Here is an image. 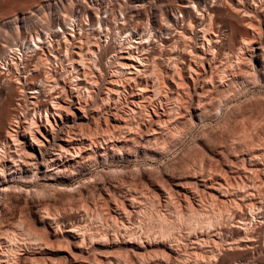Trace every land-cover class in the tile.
Wrapping results in <instances>:
<instances>
[{
    "label": "rangeland",
    "instance_id": "1",
    "mask_svg": "<svg viewBox=\"0 0 264 264\" xmlns=\"http://www.w3.org/2000/svg\"><path fill=\"white\" fill-rule=\"evenodd\" d=\"M29 1L35 6L32 7ZM37 1L25 0L22 4L31 5L34 9L38 5ZM19 3L12 2L10 10L15 11ZM257 6H249L248 9L254 11L257 8L264 14V3L257 2ZM9 13L7 14L11 15ZM39 24L45 27L46 21L40 20ZM144 27L148 25H141V28ZM216 27L220 33H228L224 24L219 23ZM189 37V34L185 37L186 40L188 38V43L191 41ZM176 38L170 43L175 46L169 44L172 50L170 46V50L166 49L170 55L165 53L164 61L162 56V59L159 56L151 59L154 62L150 60L148 72L149 64L131 72L118 71L121 75H117L115 70L103 80H99L101 76L95 73L96 79L90 80L88 90L89 95H96L99 97L97 99L88 97L84 87L80 90L82 87L78 88L73 83L76 85L74 87L70 72L65 69L69 73L67 75L60 70L63 60L55 67L59 69L53 72L55 75L61 73L56 76H61V88L59 85L52 88L53 92L58 90L55 95L57 93L59 99L53 105L46 101L45 104L40 103V108L36 107L37 101L28 87L17 86L21 87L14 101L17 113L11 117L7 130L0 128V264H109V261L111 264H126L133 260H143L147 264H165L168 260L165 246L173 247V255L176 257L194 259L191 254L192 246H195V241L202 239L203 242L199 243H203V252L193 251V255L197 251L195 258L198 256L199 260L205 259L206 254L210 255L208 246L212 249L218 244L222 245L219 249L225 248V243L231 239V233L236 229L247 226L248 230L254 228L255 232L260 233V227H257L261 217L259 209L264 208V64L259 62L256 51H239L237 48L229 53L225 51L228 54L226 56L223 52L221 58L214 56L219 63L212 59V53L206 57L208 60L202 62V50L197 48L200 41L196 43L192 38L193 41L188 44L185 39L183 42L179 40L180 37L176 42ZM180 41L183 45L192 44L193 48H184L178 44ZM189 49L192 50L193 59L196 54L200 57L194 59L195 63L205 67L207 73L204 80H200L199 76L190 79L188 76L173 74L175 66L179 64V68L181 62H173L171 58L184 50L189 53ZM241 52L243 54H239ZM197 59L200 63L196 62ZM151 63H155L158 71ZM158 63L160 67L162 64L161 68ZM62 72L65 73L64 76ZM126 72L136 73L130 76ZM137 73H142L141 76L145 74L146 78H141ZM165 73L169 75L165 77ZM150 74L154 76L150 77ZM158 75L164 79L175 76L176 83L171 78L165 81L160 76V79L155 78ZM127 76L132 79L128 81ZM206 77L209 81H214L212 86L206 81ZM177 78L183 81L179 82ZM183 82L185 85L182 86ZM141 87L145 88L143 94L140 92ZM206 87L215 92H209ZM108 88L112 92L116 91V94H111V100L110 97H104L107 92H111ZM193 88L196 90L195 95ZM201 88L212 94L201 91ZM146 89L150 91L147 92ZM154 89L159 94L151 91ZM45 90H49V87ZM81 92L91 100L86 97L85 100L82 99L84 97ZM58 93L62 94L61 97ZM198 94H203L204 97L198 98ZM41 108L48 112L44 113ZM67 132L73 138L68 137ZM57 135L63 137L64 142L57 140ZM35 140L37 143L39 141V145L42 142L44 147L37 146ZM60 145L66 150L63 151ZM40 147L42 151L51 152L53 161L47 169L39 170L31 156ZM251 204L260 213L253 211L249 207ZM197 212L204 215L201 218L203 221L210 219L209 227L206 226V221V224L202 221L194 227V224L190 226L188 219L194 213L196 216ZM69 213L80 216L61 222L60 218ZM163 225L169 227L168 233V227L164 229ZM36 236L38 241H35ZM44 244H47V249Z\"/></svg>",
    "mask_w": 264,
    "mask_h": 264
},
{
    "label": "bare ground",
    "instance_id": "2",
    "mask_svg": "<svg viewBox=\"0 0 264 264\" xmlns=\"http://www.w3.org/2000/svg\"><path fill=\"white\" fill-rule=\"evenodd\" d=\"M15 1L20 2L18 4L19 8L17 7L16 10L14 9L15 11H11L9 7L11 6V3L15 2ZM24 1L25 0H0V18L2 19V17L4 16L3 21L0 22V128H2L4 130H7L9 124L11 123V122L9 123V121H11V117H14L15 114L17 113L16 112L17 109L14 107V101L17 98L18 93H20L19 90L21 89V87H17V86L25 85L28 87V90L30 91L31 95H33L34 100L37 101V102L35 101L36 107H38L39 105L41 106L40 103L43 104V102H44V104H45L46 101L51 102L50 105H53L55 100L58 99L57 93L55 95V92H58V90L53 92L52 88L55 86L58 87L61 76L56 77L57 74H59V73H57L55 75V73L53 74V72L57 71L58 67L57 68H55V67L62 60H63L62 61L63 63H60V70L64 71V72H66V71L70 72L71 81H72L71 83L72 84L76 83V85H77L76 86L73 84L74 87L75 86L76 87L79 86L80 88L82 87L80 90H82L84 87V89H85L84 91L87 93L88 97H90L91 99L99 98L96 95H92L91 93L89 95V90H88L89 89V87H88L89 83H91L90 80L92 78L94 79L95 73H97L99 75V77L101 76L100 77L101 79H99V80H103L102 78L109 76V73H112L115 70L117 71L116 74L118 75L121 73V72L119 73L118 71L122 70V72H124V71L131 72L133 70L135 71V69H137V70L140 69L139 67H145V66H147V64H149V68L147 67L148 68L147 72H148V70L150 69V63L149 62L151 59H154V58L157 59L159 57L161 58V56L163 58L166 55L165 53L169 52V51L166 52V49L170 50V48H171L170 45L175 46L174 43H173L174 45L170 44V43L172 42L173 38L177 37L176 35H179V37L181 39L179 37H177V38H179V40L182 41L184 39L186 40L185 37H187V34H189L190 35L189 38L191 39V41L188 43V38H187L186 42L188 44H190L193 41L192 38L196 41V43H197V41H200L199 47L196 44L197 48H200L202 50V52H201L202 56H201L200 61L207 59L206 57L208 55L211 56V53H212L213 57L216 56L218 58V56H219L221 58L220 55L223 52L225 53V51H226L229 53L232 50L234 51L237 48V49H239V51L240 50L242 51L243 49H245L246 51H249V50L256 51L258 53V58H260V60H261V61L259 60V62H263V64H264V42H262L264 40L263 39L264 38V36H263L264 22L262 21L263 20L262 17L264 16V14H263L262 10L261 11L257 10V8L254 11H250V9H248L249 6H254V7L257 6V2H260V4H263L264 0H38L37 1L38 5L34 9L32 7H34L35 4L33 6L32 5L33 3L31 4V2L29 1V3L32 5V7H31V5L22 4ZM32 2H33V0H32ZM257 7H259V6H257ZM9 12L11 13V15L7 14ZM41 14H43V16H41ZM40 20L46 21V24H44L45 27H42L43 25L39 24ZM133 23H135V25H133ZM144 23H146V25H148V27L141 28V25L143 27ZM219 23H222L225 25V27L228 29V33L222 34V33H220V31H218L216 29L217 28L216 26ZM60 36L63 39V42H61L62 39L60 38ZM58 37H59V39H58ZM177 38L175 40L176 42H178ZM181 41L178 44L183 45L184 43L181 44ZM195 41L193 43H195ZM187 43H185V45H183L184 48L185 47L189 48V46L192 45L191 44L188 46ZM196 45L194 48H196ZM169 46H170V48H168ZM193 46H194V44H193ZM177 47L178 46H176V49H177ZM173 48L175 49V47H173ZM184 48H182V49H184ZM179 49H181V48H179ZM59 50H61V51H59ZM171 50H172V48H171ZM186 50H184V51L182 50L183 52L181 54L179 52L177 53V51H176L177 54L174 56H173V53H171L172 51L170 52L171 56H173L171 58L172 61L173 60H180V62H181V66L179 68H178L179 64L176 65V63H175L176 70H174L175 73L173 72V74L177 73V75L180 77L181 76H188V78H190V79H192L193 76H197V77L199 76L200 80H204L205 74L207 73V72L205 73L204 65L200 64L201 66H198L194 61V59L196 57L200 58V57H198L199 55L196 54V53H198V50L195 53L197 56L195 55L194 59H193L194 55L191 53L192 50L189 49L190 54L187 53L188 51L186 52ZM194 50H196V49H194ZM253 53H255V52H253ZM167 54H169V53H167ZM174 54H175V52H174ZM236 54H238V52ZM239 54H243V53L241 52ZM226 55H228V54L225 53V56ZM178 56H180V57H178ZM169 58H166V59H169ZM171 59H170V61H171ZM212 59L218 61V59H215V57ZM163 61H164V58H163ZM197 61H198V59L196 60V62ZM200 61H198V62L200 63ZM152 62H154V60ZM173 62H175V61H173ZM209 62H210V60H209ZM209 62H207V63H209ZM64 63L66 64V67H65ZM217 63H219V61ZM151 64H154L153 66H155V68H156L155 63H151ZM164 64H166V63H164ZM202 64H204V63H202ZM157 65L160 67L159 63ZM211 65H208V66H211ZM214 65L216 66L215 63H214ZM214 65H213V67H215ZM172 66L174 67V65H172ZM262 66H264V65H262ZM114 67H115V69H114ZM161 67H162V64H161ZM163 67H164V65H163ZM65 69H66V71H65ZM156 69H154V70H156ZM170 70H171V66H170ZM172 70H173V68H172ZM157 71H158V69H157ZM163 71L164 70H162V72ZM165 71L168 72L166 69H165ZM224 71H226V69ZM67 72H66V74H67ZM210 72H211V70H210ZM134 73H136V72H134ZM134 73L132 72L131 74L134 75ZM138 73H137V75H140ZM142 73H141V75H142ZM151 73H153V72H151ZM158 73H156V74H158ZM64 74L65 73H63V76H64ZM126 74H128V73L126 72ZM131 74H128V75L131 76ZM145 74H146V72H145ZM145 74H144V76H145ZM167 74L169 75V73H165V77L167 76ZM59 75H61V73ZM23 76H24V78H23ZM113 76H114V74L111 77H113ZM144 76H141V78ZM152 76H154V75H151L150 77H152ZM159 76L160 75H158L155 78H158ZM172 76H174V75H172ZM210 76H213V75H210ZM111 77H110V79H111ZM160 77H161V80L164 79V78H162L163 76H160ZM160 77H159V79H160ZM174 77L171 78V76H170V77H167V79L171 78V81L173 79V81L176 83ZM221 77H222V75H221ZM144 78H146V77H144ZM210 78H213V77H210ZM22 79H24L23 82H22ZM121 79H122V77H121ZM128 79H132V77L131 78L128 77L127 80ZM165 79H164V81H165ZM180 79H182V78H180ZM183 79H184V77H183ZM183 79H182V81H183ZM206 79L205 80L208 82L209 79L207 77H206ZM194 80H195V78H194ZM168 81H170V80H168ZM178 81L180 82L181 80L178 79ZM178 81H177V84H178ZM212 81L213 80L209 81L210 85L212 84ZM105 82H106V80H105ZM110 82H112V80ZM113 82H114V80H113ZM116 82H117V80H116ZM116 82H115V84H116ZM145 82H146V80H145ZM156 82H157V79L154 80V83H156ZM207 82H205V83H207ZM120 83H121V81H120ZM133 83H135V81ZM139 83L141 84L142 82H139ZM197 83H200V81ZM213 83H214V81H213ZM94 84L96 86V82ZM102 84L105 85L104 82ZM106 84H107V82H106ZM126 84H125V86H126ZM162 84L164 85L163 82H162ZM170 84H172V83L170 82ZM177 84H176V86H177ZM181 84L183 86L184 82ZM111 85H109V86H111ZM116 85H119V84H116ZM190 85H192V84H190ZM112 86H113V88H115L114 84ZM197 86H199V84ZM44 87H46L47 89L49 87V90H45L46 88H44ZM59 87H60V85H59ZM177 87H175V88L177 89ZM204 87H202V88H204ZM141 88L142 89H140V88L139 89H140V92L143 94L145 92L144 91L145 88L144 87H141ZM183 88H185V87H183ZM212 88L214 89V86ZM62 89H64V88H62ZM179 89H178V91H179ZM197 89H198V87H197ZM101 90H103V89H101ZM107 90L111 91V92H107L108 94L105 93V94H107V96H104V97H110V100H111V94L114 92L116 94V91L113 90V92H112V90H109V88ZM136 90H138V89L136 88ZM146 91H147V89H146ZM148 91H150V89ZM151 91H156V93H158L157 92L158 90H156V89L151 90ZM193 91H195V93H193L195 95L196 90H194V88H193ZM201 91H203V89ZM208 91H209V89H208ZM211 91H209V92H211ZM118 92H117V95L119 94ZM120 92H122V91H120ZM137 92L138 91H136V94H137ZM172 92H173V90H172ZM205 92H207V90ZM212 92H215V91L213 90ZM95 93L96 92H94V94ZM174 93H175V91H174ZM188 93H190V92H188ZM81 94H82V92H81ZM115 94H114V97H115ZM121 94H123V93H121ZM158 94H156V95H158ZM208 94H212V93H208ZM59 95H58V97H59ZM61 95H60V97H61ZM145 95H147V93ZM194 95H192V96H194ZM204 95H206V94L204 93ZM82 96H83V94H82ZM207 96H209V95H207ZM217 96H218V94H217ZM78 97H79V94H78ZM85 97H86V95H85ZM85 97L82 99L85 100ZM88 97H86V99ZM200 97H204L203 94H201V96L200 95L198 96V98H200ZM66 98H67V96H66ZM90 98H88V99H90ZM143 98H141V99H143ZM79 99H81V96ZM113 99H115V98H112V100ZM189 99L191 101V98H189ZM99 100H101V99H99ZM106 100H107V98H106ZM144 100H145V98H144ZM193 100H194V98H193ZM190 101L188 100V102H190ZM70 102H72V101H70ZM113 102H115V100ZM32 103H34V102H32ZM192 104H193V102H192ZM54 105H56V104H54ZM38 108H40V107H38ZM53 108H55V106ZM62 108H63V106H62ZM195 108L196 107L193 108L194 111H195ZM56 109L58 110V108H56ZM197 109L199 110L198 107H197ZM41 111H43L42 108H41ZM43 112L47 113L48 111H43ZM66 112L69 113V111H66ZM72 113H74V112L72 111ZM68 130H66V131H68ZM60 131L61 130H59L58 132L61 133ZM50 132H52V131H50ZM67 133L69 135V132H67ZM6 134H8V133H6ZM58 135L55 138H57V140L59 139V141H63V139H62L63 137L62 138L58 137ZM70 136L72 137V135H69L68 137H70ZM242 136H243V134H242ZM245 136H247V135H245ZM121 137H123V136H121ZM75 138H77V137H75ZM52 139H53V136H52ZM13 141H14V138H13ZM32 141H34V140H32ZM54 141H55V139H54ZM65 141H67V140L65 139ZM71 141H73V140H71ZM71 141H69V142H71ZM38 143H39V141H38ZM38 143H37V141L35 142L36 145ZM40 144L42 145V142ZM41 145L38 144L37 146H41ZM32 146L33 145H31V148H32ZM42 146L44 147V145H42ZM60 147H61V145H60ZM63 147H61V148H63ZM41 149H42L41 147L38 148L36 153L34 154L32 152L33 155H31V156H33V158L35 160L33 162H35V164H36V166H38L37 168H39V170L41 168L43 169V168L50 166L49 163L53 161L51 159V152L48 153L49 152L48 150H47L48 152L46 150H45L46 151L45 152L44 150L42 151ZM64 149L65 148H63L62 150L64 151ZM52 151H54V150H52ZM63 151H62V153H63ZM54 153H52V154H54ZM30 154H31V152H30ZM31 156H29V158ZM47 158H49V159L47 160ZM57 160H58V158H57ZM27 163H29V162H27ZM27 163L25 162V164H27ZM29 165H31V164H29ZM37 168H36V170H37ZM45 173H47V172L45 171ZM19 182H20V180H19ZM11 188H13V187H11ZM2 191H4V190H2ZM251 205L252 206H249V207H251V209H252L254 205L253 204H251ZM262 205H263V203H262ZM239 206H241V205H239ZM262 207H264V206H262ZM256 208H257V206H256ZM257 209L253 208L252 210L255 211ZM252 210H250L249 212L253 213V212H251ZM259 210H261V217H260V220L258 221L259 226H257V227L258 228L260 227L259 228L260 233H259V231L258 232L256 231L257 232L256 233L254 231V228L248 230L249 228H246L247 226H244L245 228L241 227V229H243V230L236 229L231 233V235H232L231 239L227 240V242L225 241L226 242L225 248L219 249L218 247H221L222 245L220 246V245L216 244V242H215V244L218 246H216L214 243L213 244L215 246L212 245V246H214L212 249H211V246H208V247H210V250L208 249L209 253L208 252L207 253L210 255L207 256V254H206V257H205V255H203V257H205V259L202 258L199 260L197 259L198 256L195 258V256H196L195 254L197 251L195 252L194 255H193V253H194L193 251H194V249L195 250L203 249V247H202L203 243H199V241H202V239H199V241H197V242L195 241L196 239H194L195 246L193 247L192 246L193 244L191 245L193 248V251L191 252V254H192V256H194V259H193V257H191V258L189 257V258L192 260H189V258L188 259L187 258L182 259L183 256L182 257L180 256L181 258L178 256L177 257L174 256L173 255V250H174L173 247H171L170 245H169L170 247L165 246L164 249L168 253V254H166V255H168L167 261H166L165 255H164V258L166 261L165 264H264V208L263 209L261 208ZM240 212H241V209H240ZM75 213H69V214L63 215V217L60 218L61 222L67 221L71 217H75V216L78 217L79 210L77 213L78 215H76ZM80 213H81V211H80ZM257 213H260V212H258V210H257ZM195 214L196 213H194V215L191 214L192 217L188 219L190 226L192 224H194V225H192L193 227L196 226L197 223L202 222L203 220L201 218L204 216V215L201 216L200 214H198V212H197L196 216H195ZM261 218H263V219L261 220ZM149 219H151V218H149ZM205 221L207 222L208 225L205 223ZM205 221H203V222L206 224V226L209 227L210 223L208 221H210V219L205 220ZM255 223H257V222H255ZM170 226H172V225H170ZM180 226H181V224H180ZM165 227L167 228L168 226H164L163 228L165 229ZM238 228H240V227H238ZM195 229H196V227H195ZM166 230L168 233L169 227ZM166 230H165V233H166ZM70 231H72V230H70ZM230 231H232V230L230 229ZM74 232H75V230H74ZM219 232L220 231H218V233ZM220 233H222V232H220ZM28 234H30V233H28ZM35 241H38L37 236H36ZM9 242H11V241H9ZM192 242H193V240H192ZM46 245L47 244H44V246H46ZM45 248L47 249L48 247L46 246ZM206 251H205V253H206ZM169 256H170V258H169ZM156 258H157V255H156ZM158 258H159V256H158ZM133 261L131 263L126 262V264L127 263H129V264H147V262H145L143 260L137 261V262H133ZM146 261H147V259H146ZM161 261H164V260H161ZM109 264H111L110 261H109ZM123 264H124V262H123Z\"/></svg>",
    "mask_w": 264,
    "mask_h": 264
}]
</instances>
